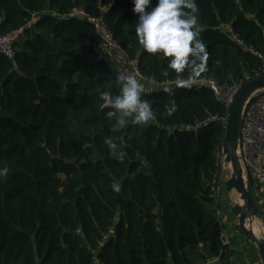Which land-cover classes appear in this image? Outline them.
<instances>
[{"label": "trees", "instance_id": "trees-1", "mask_svg": "<svg viewBox=\"0 0 264 264\" xmlns=\"http://www.w3.org/2000/svg\"><path fill=\"white\" fill-rule=\"evenodd\" d=\"M98 18L158 84L263 74L264 0H0V264H234L210 197L225 104L135 89Z\"/></svg>", "mask_w": 264, "mask_h": 264}, {"label": "built area", "instance_id": "built-area-1", "mask_svg": "<svg viewBox=\"0 0 264 264\" xmlns=\"http://www.w3.org/2000/svg\"><path fill=\"white\" fill-rule=\"evenodd\" d=\"M70 17H85L83 11L74 9L71 13L59 17L60 19H67ZM86 18V17H85ZM95 29L101 36L103 48L106 53L113 56H120L122 59L127 60V56L121 50L120 46L113 40L112 34L106 29L102 19H90ZM14 34L0 35V56H4L7 59L13 61L15 56L14 48ZM262 62L263 74H264V56L257 55ZM114 60V59H113ZM115 61V60H114ZM116 62V61H115ZM117 63V62H116ZM132 64L133 76L137 81L142 83H150L153 87L167 88L169 86L189 87L191 85H201L209 88L215 97L225 104L226 108L229 105L233 95L237 89L247 80H240L233 83L231 86H220L211 79L197 80V81H183L178 80L174 82H166L158 84L153 80L147 79L142 76ZM215 117H210L209 120H215ZM226 121L225 118H221L220 122L224 127ZM206 121L197 124L192 130L202 126ZM180 129V128H179ZM183 130H189L184 128ZM238 154L241 158V164L248 178L252 180V189L257 200L258 206L264 212V200L260 198V195L264 193V91H260L253 95V97L246 103L242 112L241 126H240V138ZM221 167L223 165L221 164ZM216 180L213 181V185L210 190V197L215 200L216 214L220 218L221 210L218 206L216 198ZM220 222L221 230V242L224 247L231 248L230 237L225 233L224 226ZM219 262L218 256L209 259L205 264H217Z\"/></svg>", "mask_w": 264, "mask_h": 264}, {"label": "water", "instance_id": "water-1", "mask_svg": "<svg viewBox=\"0 0 264 264\" xmlns=\"http://www.w3.org/2000/svg\"><path fill=\"white\" fill-rule=\"evenodd\" d=\"M264 91V74L258 75L244 82L233 95L227 106V115L224 125V136L221 143V163L230 169V176L225 181L228 193L235 192L242 203L233 204L231 214L236 218L235 231L252 243L264 261V239H257L245 228L246 221L259 220L264 225V212L258 206L253 189L245 181V171L238 154L241 118L244 106L256 93Z\"/></svg>", "mask_w": 264, "mask_h": 264}, {"label": "rangeland", "instance_id": "rangeland-1", "mask_svg": "<svg viewBox=\"0 0 264 264\" xmlns=\"http://www.w3.org/2000/svg\"><path fill=\"white\" fill-rule=\"evenodd\" d=\"M120 73H121V71H120ZM131 73H132V70H131ZM130 79H131V81H130ZM132 80H133V77L132 78L130 77V78L127 79V81L130 82L132 84V86L135 85V87H138V86L145 85V84H142L141 85L139 82L137 83V82H134V80L133 81ZM146 86H148V85H146ZM221 169H222V171H221L220 175L218 176V178L216 180V186L215 187H216V192H217V202H218V206L220 207V210L221 211L223 210V216H222V218L220 220L223 223L222 225L224 226L225 233L228 235V237H230V238L233 237L235 240L241 239V243L240 244L237 243L236 241L233 244L232 243V240L233 239H229V240H230V243H231V247L236 248V246H237V249L241 250V253L242 254H244L243 250L245 249L244 248L245 246L251 247L253 250L256 251V249H255V247H254V245L252 243L248 242L245 238H243L242 236H240L235 231L236 218L231 214L230 208H231V206L233 204H240L242 202L240 200V197L235 192L228 193L226 191V189H225V181L230 176V169H229V167L226 166V165L225 166L223 165V167H221ZM245 181L246 182H249L247 176H245ZM251 187H253L252 184H251ZM250 223H253V226L254 227L257 225L256 226V229H258V230H259V228L264 229L263 223L260 222L257 219H254V220H251V221H249V220L246 221V226H247L248 229H250V226L248 225ZM259 238L262 239L263 236L260 234ZM235 255L236 254H233L234 262H235ZM263 263H264V261H263Z\"/></svg>", "mask_w": 264, "mask_h": 264}, {"label": "crops", "instance_id": "crops-1", "mask_svg": "<svg viewBox=\"0 0 264 264\" xmlns=\"http://www.w3.org/2000/svg\"><path fill=\"white\" fill-rule=\"evenodd\" d=\"M110 56H111V58H113L117 62L116 64L118 66L119 71H121V73L127 79L130 78V77L131 78L133 77L134 82H137V83L139 82L141 85L145 84L143 86H138V87H135V85L133 84L135 89H138V90H141V91H145V92L159 90L157 87H153L152 85H150V83H142L140 81L135 80V78L133 76V70H132L131 61L126 60V59H122L120 56H116L115 57V55L113 56L112 54H110ZM133 65L135 66V63H133ZM131 70H132V73H131ZM130 81H131V79H130ZM146 85H148V86H146ZM221 171H222V169H221ZM216 198H217V192H216ZM260 198L264 200V193L260 195ZM222 216H223V210L221 211V217L220 218H222ZM230 239H234V238L232 237ZM235 241L237 243H239V244L241 243V239L235 240ZM244 248H243L244 249L243 250L244 254H242L241 250L237 249V246H236V248H235L236 249L235 250L236 256H235L234 264H264L262 259L259 257L258 253L255 250H253L251 247H248V246H245ZM96 264H98V263H96Z\"/></svg>", "mask_w": 264, "mask_h": 264}, {"label": "bare ground", "instance_id": "bare-ground-1", "mask_svg": "<svg viewBox=\"0 0 264 264\" xmlns=\"http://www.w3.org/2000/svg\"><path fill=\"white\" fill-rule=\"evenodd\" d=\"M249 226H250V229H248L247 228V226H246V223H245V228L249 231V232H251L257 239H259V240H261L260 238H259V236H260V234L263 236V238L262 239H264V229H261V228H259V230L258 229H256V226L254 227L253 226V223H250V224H248ZM258 228V227H257Z\"/></svg>", "mask_w": 264, "mask_h": 264}]
</instances>
